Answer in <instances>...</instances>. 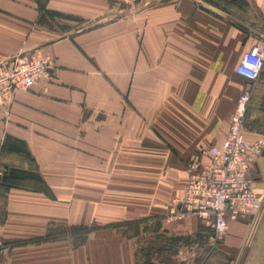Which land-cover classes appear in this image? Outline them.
<instances>
[{
	"label": "crops",
	"instance_id": "1",
	"mask_svg": "<svg viewBox=\"0 0 264 264\" xmlns=\"http://www.w3.org/2000/svg\"><path fill=\"white\" fill-rule=\"evenodd\" d=\"M241 1L0 0V63L51 60L11 103L0 97V178L14 181L0 201V264H135V238L115 228L15 244L97 221L161 216L170 232H197V217L168 216L187 164L223 146L249 88L236 67L257 26L237 18L256 8L264 19V0H246V16ZM245 138L264 149V69ZM255 165L264 194V150ZM219 248L227 264H264V203L230 221Z\"/></svg>",
	"mask_w": 264,
	"mask_h": 264
},
{
	"label": "built area",
	"instance_id": "2",
	"mask_svg": "<svg viewBox=\"0 0 264 264\" xmlns=\"http://www.w3.org/2000/svg\"><path fill=\"white\" fill-rule=\"evenodd\" d=\"M50 68L49 57L27 53H19L0 63V97L11 103L17 90L30 89ZM263 69L264 40H258L244 52L236 67V72L250 85L239 98L223 146L201 147L199 155L187 164L183 193L171 203L169 219L197 217L212 229L216 244L228 230L230 221L254 218L264 203V194L257 190L255 174L256 158L264 149L258 143L250 145L245 138L251 91Z\"/></svg>",
	"mask_w": 264,
	"mask_h": 264
},
{
	"label": "trees",
	"instance_id": "3",
	"mask_svg": "<svg viewBox=\"0 0 264 264\" xmlns=\"http://www.w3.org/2000/svg\"><path fill=\"white\" fill-rule=\"evenodd\" d=\"M14 181L6 175L0 178V201H4L6 198L7 190L12 186ZM6 217V209L0 206V222H3ZM161 218L160 216H147L139 219H129L120 221L117 224H112L111 226H135L140 227L147 223L148 225L143 227V231L150 232L146 234L145 237L142 235L138 239V251H137V261L138 264H187L185 260L179 259V251L182 246L192 247L193 245L200 246L206 242V235L202 233L207 231L210 227L199 224V231L194 234H175L171 233L169 229L162 228V226L157 223L152 225L156 219ZM91 228H80L77 226H72L71 228H59L56 230L49 231L46 235L32 237L27 239L18 240L15 244H28L33 242H41L44 240H51L54 238L67 236L69 234L76 236H84L91 232ZM144 234V233H143ZM150 236V237H148ZM219 243V242H218ZM217 243V244H218ZM222 252V251H221ZM223 253V252H222ZM228 257L226 258V262ZM205 264V263H202ZM227 264V263H226Z\"/></svg>",
	"mask_w": 264,
	"mask_h": 264
},
{
	"label": "rangeland",
	"instance_id": "4",
	"mask_svg": "<svg viewBox=\"0 0 264 264\" xmlns=\"http://www.w3.org/2000/svg\"><path fill=\"white\" fill-rule=\"evenodd\" d=\"M242 4H240V9H239V13L241 15H245L250 12L249 9H251V5L246 2V0H242L241 1ZM245 7H247L248 9H245ZM255 8V7H254ZM257 11V12H256ZM253 15L251 16L252 17V21L249 17V19H242V18H237V22L239 23H245L248 26H252L251 23H248V22H255V26L254 27V30H256L257 32V37H258V40H264V19H263V14L261 13V10H258V9H253L252 11ZM236 20V19H235ZM102 182L104 181H98V186L99 188L102 186ZM84 183L88 184L89 181H83V185ZM115 183H117V181H115ZM114 183V185H115ZM119 191V190H117ZM147 218V216H145ZM161 217V216H160ZM246 221V220H245ZM247 221H250V220H247ZM120 221L118 220H114V221H110V222H103V221H97L96 225H92V226H88V225H85V224H81V225H77V227H80V228H92L93 230L92 231H96V230H99V229H102V228H115V229H118L119 231L122 232L123 236L127 237V236H130V237H134L135 239H133L134 242H132L134 244V247H135V264H138V261H137V251H138V244L136 242V240L138 241L139 237L140 236H144L146 234H150V232L146 231L144 232L143 231V227H145V225L149 227V225H151L150 223H147L145 225H142L140 226L139 228L138 227H135V226H111L112 224H117L119 223ZM157 223L158 225L162 226L163 227H167V226H171L173 225V223L171 222H167V221H164L163 218H158L155 220V222H152V225ZM68 228H71V227H66V229ZM200 227H198V230L199 231ZM144 233V234H143ZM171 233H175V232H171ZM196 233V232H195ZM176 234V233H175ZM190 234V233H188ZM194 234V233H193ZM203 235H206L207 238H206V242H204V244L198 246V244L196 245H193L192 247H189V246H182L180 251H179V259L181 260H185L187 264H202V263H205V264H226V258H227V255L223 252H221L220 248H219V243L216 244L213 239H212V229L209 228L207 229V231H204L202 233ZM186 235V234H184ZM150 237V236H148ZM22 239H27V238H18L16 239L15 241H18V240H22ZM136 242V243H135Z\"/></svg>",
	"mask_w": 264,
	"mask_h": 264
}]
</instances>
